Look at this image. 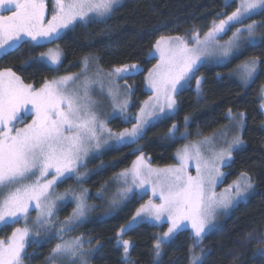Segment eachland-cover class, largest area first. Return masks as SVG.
Wrapping results in <instances>:
<instances>
[{"label": "trees", "instance_id": "1", "mask_svg": "<svg viewBox=\"0 0 264 264\" xmlns=\"http://www.w3.org/2000/svg\"><path fill=\"white\" fill-rule=\"evenodd\" d=\"M238 6L236 0L231 3L228 0H122L109 15L92 23L77 24L60 39L39 44L28 41L1 53L0 70L10 68L24 82L39 88L45 81L76 73L88 57L95 58L106 72L135 65L139 68L137 72L121 78V82L131 87L129 114L132 115L140 111L151 96L146 81L159 62L153 56L156 41L161 37L196 34L204 37L214 23L225 20ZM255 22L259 38L254 46L242 47L222 64L205 62L200 66L191 83L179 90L178 106L173 114L150 124L136 142L110 147L92 158L86 178L65 179L57 185L61 192L77 187L88 190L92 203L106 183L130 168L141 155L154 166L176 164V153L181 146L189 139L225 126L231 110L245 115L244 145L234 152L232 161L226 166L224 186L249 175L255 182L254 191L202 243H196L191 229L179 231L171 243L162 245L158 259L154 255V245L167 231V223L143 220L123 233L120 231L148 200L147 196L135 193L111 216L96 215L73 229L74 237L82 236L90 242L86 245L91 246L88 251L91 264H190L192 255L199 249L203 250V264H264V12L228 27L220 41L229 40L240 26ZM52 47L59 48L63 55L58 66L41 60ZM252 59L259 61L258 72L248 85H244L231 74ZM201 77L199 91L196 80ZM186 118L190 119L188 123ZM128 121L117 115L111 119L110 127L123 131L132 124ZM173 124L176 130L170 135ZM185 133L187 137L183 136ZM73 208L72 202L62 206L56 215V224L69 217ZM21 225L23 220L0 228V239H7ZM53 232L54 228L47 232L42 230L43 240L28 245L25 264H50L52 250L61 240ZM118 240L130 241L127 260Z\"/></svg>", "mask_w": 264, "mask_h": 264}, {"label": "snow or ice", "instance_id": "2", "mask_svg": "<svg viewBox=\"0 0 264 264\" xmlns=\"http://www.w3.org/2000/svg\"><path fill=\"white\" fill-rule=\"evenodd\" d=\"M120 0H53L50 19L47 0H0V53H6L21 43L28 41L39 44L43 40L54 41L62 38L67 30L77 24L92 23L98 18L109 15ZM232 0H228L231 3ZM227 6V4H226ZM264 12V0H239V6L226 20L213 24L210 31L200 39L193 36V44L181 37H161L156 41L155 53L159 54L160 63L149 73V84L155 90L152 104L145 102L140 115L134 117L136 124L129 131L115 134L117 144L136 142L142 135L149 119L155 116L161 119L174 111L177 85L181 89L191 83L195 73L205 61L201 59L216 37L234 24H242L253 15ZM255 24H249L243 30L236 29V39L242 31L253 37ZM235 40L229 42L222 55L229 56ZM254 46V41H250ZM41 60L49 64H59V52L42 55ZM258 60H252L243 66L244 79L249 80L256 72ZM85 72L88 61L85 58ZM138 71L135 65L115 68L112 74L122 79ZM79 76H64L52 81H45L39 89L26 84L12 69L0 70V228L27 219L29 209L37 210L32 223L35 231L29 227L16 228L7 239H0V264H24L25 247L28 238L41 236L40 229L52 224L57 200L64 197L76 200L73 218L85 215L86 190L79 196L73 190L64 194L54 192L53 186L61 178L79 179L77 168L83 158L93 148L101 147L98 133L107 132L103 121L94 111V102L89 95L90 81L85 78L79 85L75 82ZM183 81V83H181ZM73 84L75 87H70ZM201 81L196 80L197 90ZM117 92H113L115 96ZM163 101V102H161ZM127 106L117 105L123 113ZM165 109L168 112H165ZM32 117L31 123L20 127L25 119ZM229 118H232L229 110ZM243 113L236 118V126L243 127ZM187 120V118H186ZM176 130L172 125L170 135ZM107 143V140L103 141ZM243 144L239 135L233 137L227 149L212 153L209 158L201 155L198 145L185 146L177 153L178 166L153 168L140 156L131 169L119 174L124 183L119 196L127 197L133 188L149 190L160 203L149 200L137 210L133 221L151 219L169 224L167 232L158 238L154 245V255L158 259L164 243H171L175 235L182 230H193V238L200 243L212 231V218L219 207L227 208L231 200L226 194L217 195L215 185L223 177L221 165L231 160L232 150ZM190 159L196 160V176L187 171ZM51 174V179H45ZM67 174V175H66ZM62 182V181H61ZM146 185L148 187H146ZM236 189V196L248 192L253 187L249 177L245 176L243 186L234 182L229 186ZM116 203V200H113ZM69 218L67 223L71 224ZM132 226V222L121 233ZM63 230V229H61ZM48 229H46V232ZM34 243H40L34 240ZM122 245L125 259L130 248V241L118 240ZM82 247L79 238L71 242L57 244L52 250V258L74 256ZM190 264H203L202 256L193 254Z\"/></svg>", "mask_w": 264, "mask_h": 264}, {"label": "rangeland", "instance_id": "3", "mask_svg": "<svg viewBox=\"0 0 264 264\" xmlns=\"http://www.w3.org/2000/svg\"><path fill=\"white\" fill-rule=\"evenodd\" d=\"M121 1L122 0H120V2ZM236 1L239 3V0H236ZM47 4H48V12L46 15V20L50 19L52 9H53V0H47ZM249 24H255L258 26V23H256V22L255 23H249ZM249 24H247V25H249ZM234 25H236V24H234ZM237 25H239V24H237ZM247 25L240 26L239 28L243 30L244 28L247 27ZM258 28L259 27L255 28L254 33H253V37H251V38L248 36L247 32L242 31L240 36H239V39H236L233 35L227 41H220V38H221L220 36L223 35V33H224L223 32L222 34H220L216 37V40L209 47V49L205 53V55L201 57V59L204 60L205 62H212L214 64H222V63L228 61L242 47L249 45L250 41H254V43L257 42V40L259 38ZM181 38L188 41L189 46H195L193 44V36L181 37ZM203 38L204 37H200V39H203ZM232 40H235V45L233 47H231V49L229 51V56L226 58L222 55V52L224 51L225 47L228 46L229 42ZM41 42L47 43L49 41L43 40ZM56 52H59L60 62H61L63 55H62L61 50L57 47L50 48L45 55H50V54L56 53ZM153 56H156L159 59L158 53L154 52ZM252 60H254V59H252ZM252 60H249V61H246L245 63H243L241 65V67L237 68L235 70V72L233 74H231V76L233 78L239 79L241 82H243L244 85L245 84L248 85L253 80V78L256 76V74L258 72V66L259 65H257V69H256V72L254 73L253 77L250 78L249 80L244 79L243 66L245 64L250 63ZM87 61H88V69L86 72L84 69V62H85V60H84L83 65L79 71H77L76 73H73V74L65 75V76H79L80 79L75 82V85L81 84L85 78H87L90 81L89 95L91 97V100L94 102V111L97 113L98 119L100 121H103L108 129H111L112 135L110 136L109 133H107V132L98 133V135L101 137V147L99 149H95V148L91 149L89 151L88 155L83 158L82 165L78 166V168H77V176L79 177L78 180H82L89 175L90 171L88 170L87 167H88V162L92 158L100 156L105 150L109 149L110 147L123 145V144H117L116 143L115 134L121 133L124 130L123 131L113 130L110 127L111 119L117 115L123 116L124 118H126V120H129L128 122H132L130 127L126 128L130 131L132 129V127L137 122L136 119H134V117H138L140 115V111H138L137 113L132 114V115L129 114L130 106L132 105V100H131V96H130L131 87H129L126 83L121 82V77L119 75L112 74L114 71L106 72L105 70H103L100 67V65L96 62L95 58L88 57ZM159 63H160V60H159L158 64ZM59 64H50V65L58 66ZM258 64H259V61H258ZM136 68L139 70V68L137 66H136ZM135 72H137V71H135ZM61 77H64V76H61ZM61 77H59V78H61ZM59 78H57V79H59ZM199 80L202 83V81H203L202 77L199 78ZM50 81H52V80H50ZM181 83H183V81ZM75 85L70 83L69 86L75 87ZM200 86H201V84H200ZM39 88H36V89H39ZM146 88L151 93V96L145 102H148V104L150 105L154 102L155 90L149 84V74H148L147 81H146ZM180 89H181L180 86L177 85V93L175 94V99L177 102L176 107H175L174 111L171 112L169 115L173 114L177 109V106H178L177 94H178ZM199 91H200V87H199ZM113 92H117V94L115 96H113L112 95ZM125 100L127 101V106L124 108L123 113H121V110L119 107H117V105L123 104ZM262 100H263L262 101V108L264 110V90H263V99ZM161 102H163V101H161ZM142 107H145V103L142 105ZM165 112H168V110L165 109ZM231 114H232V118L231 119L229 118V122L225 126L219 128L218 130H216L210 134L200 135L199 137H197L195 139H189V141L186 142V144H184L183 146H181L177 150V153L182 151L185 146H189V148L191 149V146L195 144V145L199 146L201 155L204 158H209L212 153L220 152L221 150L227 149L228 145L231 143L234 136L239 135L242 139V132H243V129L245 126V115L243 114L244 119L241 122L243 124V127L241 128V127L236 126V118H238L241 113H234L233 111H231ZM228 117H229V113H228ZM31 119H32V117L26 118L24 123L20 124L19 126L23 127V126H25V124L31 123ZM156 120H158V119L155 116L151 117L149 119L148 124H146L144 126L143 132L145 131V129L150 124H152ZM189 120L190 119L188 118L187 123L189 122ZM183 136L187 137V134L185 133ZM104 140H107L108 142L104 143L103 142ZM242 141H243V139H242ZM243 145H244V143L242 145H240L238 148H234L232 150L230 162L232 161V158L234 156V152L237 149L241 148ZM177 153H176V159H177L176 164L170 165V166H178L180 164V161L177 158ZM141 156H143L145 158V162L147 164L151 165V167H153V168L169 167V166H165V167L154 166L150 163V161L148 160V158L146 156H144V155H141ZM230 162L227 160L225 161V163L227 165H229ZM195 165H196L195 159H190L188 161L187 171L192 176H196V174H197L196 170H195ZM131 167L128 169H131ZM225 169H226V166L221 165L220 170L224 175L221 178L220 182H218L215 185L214 191L217 193L218 196L221 194H226L228 196V198L231 200V204L227 208L219 207L215 210V214L212 218V231L221 225V223L225 220V218H227L231 214L232 210L236 206H238L242 201L247 200L255 188V182H254L252 176L243 175L238 180H236L234 182H238L241 184V186H243L244 178H245V176H247L250 178L253 187L251 189H249L248 192L242 194L241 196H236V189L234 187L231 188L230 191H228L229 186L233 185L234 182L229 184L228 186H224L225 178H226ZM123 171L116 174L108 183H106L102 192L95 194V197L97 199H95L92 203L89 201L90 193L88 192V190H86V193H87V195L85 197L86 207H85V215L83 217L73 218L74 212L76 210V200L75 199H70L69 197H64V199L56 201V206L54 209V216L52 218V224L51 225H45V228L40 229V232L44 229L45 230L48 229V231H51V229L54 228L53 234L61 238V240L59 241L58 244L63 243V242H71V241H74L76 238H79L80 244L82 245V247H80L78 249L77 253L74 256L64 255V256H57L55 258H52L50 264H91L90 254L88 253L91 246L86 245V244H89L90 242L88 241V239H86L82 236L74 237L71 234L74 231L73 229L75 227L79 226L80 224L84 223L85 221H87L91 218H95L96 215H99V217H101V218H106L108 216H111L112 214L117 212L135 193H137L139 196H147L148 197L147 202H145L144 204H147L149 200H152L154 203H160L159 199L152 196V193L150 190L145 193L144 189H141V188H133L132 192L129 193L126 198L120 199V196H119L120 190L125 185H124L123 181L121 179H119V174L122 173ZM51 178H52V176H51V174H49V176L46 177L45 179H51ZM63 180H65V178L62 177L61 180H58L57 183L53 186L55 193L62 195L66 191H68V190H65V191L61 192V191L57 190V185ZM146 187H148V186L146 185ZM71 190H73L75 192V195H77V196H79L82 192L85 191L80 187H77V188H74ZM0 199H2V197H0ZM113 200H116L115 204L113 203ZM70 202H72L73 206H74L70 216L67 217L66 219L60 221L59 224H56L55 218H56L58 211L60 210V208H62V206L66 205L67 203H70ZM36 216H37V210L29 209L27 219L26 220L21 219V220H23V225L18 226L17 228H24L27 226L30 228L31 231H35L36 229H35V226L32 222L35 221ZM135 216H136V214H135ZM69 218H73L71 224L67 223ZM145 220L153 222V223H158V224L166 223L163 221H153L151 219H145ZM139 221H141L139 217L136 218V221H133V219H132L131 220L132 226ZM128 225L129 224H127L123 228H126ZM168 227H169V224H168ZM61 229H63V230H61ZM191 231L193 232V230H191ZM34 240L42 241L43 238L41 236L32 237L30 234L28 241H27V244H26V247H25V253L27 251L28 245ZM202 241L200 243H202ZM200 243H197V244H200ZM93 250H91V251H93ZM263 251H264V248H263ZM194 254L203 256V250L199 249V251L195 252ZM24 264H25V262H24Z\"/></svg>", "mask_w": 264, "mask_h": 264}]
</instances>
